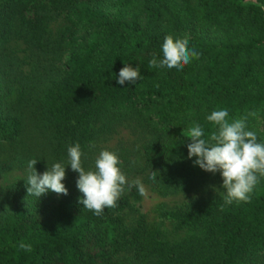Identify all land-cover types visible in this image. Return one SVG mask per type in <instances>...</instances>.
Masks as SVG:
<instances>
[{
	"label": "trees",
	"instance_id": "16d2710c",
	"mask_svg": "<svg viewBox=\"0 0 264 264\" xmlns=\"http://www.w3.org/2000/svg\"><path fill=\"white\" fill-rule=\"evenodd\" d=\"M56 18L65 24L51 35ZM166 36L186 38L199 58L179 71L149 67ZM16 39L38 58L31 74L8 47ZM125 63L139 68L136 84L117 83ZM220 109L246 118L264 143V0H0V152L9 154L0 176L32 159L40 174L61 162L68 190L28 195V175L0 189V264H264V176L247 201L190 196L164 211L176 229L194 230L172 240L132 204L135 186L101 215L84 208L67 166L69 144L85 158L136 115L151 133L141 146L151 187L206 189L222 176L188 157V130L199 124L207 140L216 130L207 116Z\"/></svg>",
	"mask_w": 264,
	"mask_h": 264
},
{
	"label": "clouds",
	"instance_id": "9594fccd",
	"mask_svg": "<svg viewBox=\"0 0 264 264\" xmlns=\"http://www.w3.org/2000/svg\"><path fill=\"white\" fill-rule=\"evenodd\" d=\"M162 57L153 54L149 61V67L182 70L191 59L199 58L194 48L188 47V40L174 39L166 36L161 46ZM140 70L131 64H126L119 71L117 83L125 82L136 84L140 79ZM249 115L255 116L252 112ZM229 113L226 109L214 110L207 116V120L216 125L209 138L205 140L204 129L195 124L188 130L187 143L188 157H196L194 165L201 169L216 173L223 178L222 187L226 190L225 202L233 200L247 201L258 183L260 176H264V143L258 142L255 131L246 130V118L229 121ZM69 157L68 165L77 172L76 187L82 193L79 202L84 208L93 211L95 215H101L105 208L117 206V200L127 184L129 188L137 187L141 195L145 194V188L139 180L128 183L125 174L120 168V159L116 152L102 149L94 162V169L86 170L82 166L80 144H69L67 147ZM36 159L28 162L30 169L26 179L28 195L40 197L51 190L59 194H67V188L62 181L66 177V166L56 162L47 167L42 173H38L34 167ZM156 171H151L149 179H155ZM18 247L24 251H31L30 244L21 242Z\"/></svg>",
	"mask_w": 264,
	"mask_h": 264
},
{
	"label": "rangeland",
	"instance_id": "374dc122",
	"mask_svg": "<svg viewBox=\"0 0 264 264\" xmlns=\"http://www.w3.org/2000/svg\"><path fill=\"white\" fill-rule=\"evenodd\" d=\"M65 22L56 18L51 21L49 26V33L54 35L55 32L63 27ZM11 53L18 57L21 62V69L26 74H31L35 71L38 63V58L30 52L25 44L19 40H12L8 43ZM13 90L9 95L10 100H14L16 96V86H12ZM151 137L144 119L141 116H128L125 119L116 123L108 132H104L98 137L95 150L82 159V166L88 169H94V162L102 149L114 151L119 156L121 161L120 168L125 174L128 183L134 180H139L145 188V194L141 195L137 191V196H130L132 204L143 212L150 224L160 227L169 239L179 240L185 235L192 233L194 230L190 228L176 229L174 222L163 215L164 211L171 210L178 207L190 196H206L208 194H225L226 190L222 187L223 178L221 180L206 188L198 191H179L168 193L165 195L158 194L156 190L151 187L149 176L151 169L145 166L144 158L142 156L141 146L146 138ZM9 156L8 151L0 152V160L6 159ZM69 169L71 167L69 166ZM28 167L18 168L8 171L0 176V189L5 185L18 181L29 174ZM129 187L126 184L122 194H126ZM136 217V212L132 208H126L125 218L131 222Z\"/></svg>",
	"mask_w": 264,
	"mask_h": 264
}]
</instances>
